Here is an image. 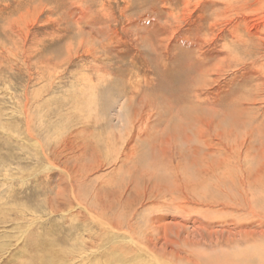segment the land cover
Segmentation results:
<instances>
[{"label": "rangeland", "instance_id": "374dc122", "mask_svg": "<svg viewBox=\"0 0 264 264\" xmlns=\"http://www.w3.org/2000/svg\"><path fill=\"white\" fill-rule=\"evenodd\" d=\"M263 243L264 0H0V264Z\"/></svg>", "mask_w": 264, "mask_h": 264}, {"label": "bare ground", "instance_id": "6f19581e", "mask_svg": "<svg viewBox=\"0 0 264 264\" xmlns=\"http://www.w3.org/2000/svg\"><path fill=\"white\" fill-rule=\"evenodd\" d=\"M238 168V167H237ZM242 173V172H241ZM245 240L248 242L249 240L253 239V236L249 235L248 233L246 234V236L244 237ZM264 244V243H263ZM259 246V245H257ZM256 251V250H255ZM255 253V252H254ZM253 252L250 253H246V255H242V256H237V261L242 264H254V263H258L261 259H262V251L260 252H256L254 254ZM257 256V257H256ZM229 258V257H228ZM230 259V258H229ZM226 259H224L225 261ZM258 260V261H257ZM218 262V261H217ZM235 263V262H234ZM220 264V262H219ZM228 264V263H227Z\"/></svg>", "mask_w": 264, "mask_h": 264}]
</instances>
